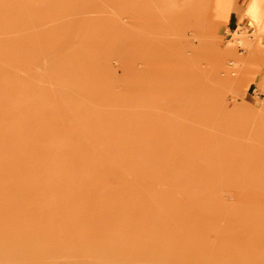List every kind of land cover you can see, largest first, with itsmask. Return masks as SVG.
<instances>
[{"label":"rangeland","instance_id":"1","mask_svg":"<svg viewBox=\"0 0 264 264\" xmlns=\"http://www.w3.org/2000/svg\"><path fill=\"white\" fill-rule=\"evenodd\" d=\"M195 7L0 0V264H264L262 36Z\"/></svg>","mask_w":264,"mask_h":264},{"label":"crops","instance_id":"2","mask_svg":"<svg viewBox=\"0 0 264 264\" xmlns=\"http://www.w3.org/2000/svg\"><path fill=\"white\" fill-rule=\"evenodd\" d=\"M249 2L250 0H196L194 11L198 13L197 17L200 15L203 17L202 12L205 10L206 19L213 33L228 38L229 34L239 27L250 29L248 23L244 22L243 14ZM241 19H243L242 23ZM254 45L259 49L260 54L256 62H250L245 66L238 79L246 87L242 90L264 100V37L255 41Z\"/></svg>","mask_w":264,"mask_h":264},{"label":"clouds","instance_id":"3","mask_svg":"<svg viewBox=\"0 0 264 264\" xmlns=\"http://www.w3.org/2000/svg\"><path fill=\"white\" fill-rule=\"evenodd\" d=\"M244 17L248 18V27L255 28L256 33L264 37V0H250L244 13ZM242 21L243 19L240 20L241 23ZM232 35L235 41V46L244 47V41L248 34L244 32H237ZM229 46L234 45L230 43ZM233 67H238V65L233 64ZM233 75H235V73H233Z\"/></svg>","mask_w":264,"mask_h":264},{"label":"bare ground","instance_id":"4","mask_svg":"<svg viewBox=\"0 0 264 264\" xmlns=\"http://www.w3.org/2000/svg\"><path fill=\"white\" fill-rule=\"evenodd\" d=\"M91 16H93V15H91ZM241 18H242V17H241ZM201 40H202V39H201ZM208 40H210V39H208ZM198 41H199V40H198ZM202 41L204 42V40H202ZM202 41H201V42H202ZM203 42H202V43H203ZM206 44H207V42H206ZM199 45H200V43H199ZM199 45H198V46H199ZM208 45H210V44H208ZM198 46H197V47H198ZM200 50H201V48H200ZM239 112H242V111H239ZM1 263H2V262H1ZM126 264H135V263H134L133 261H128ZM137 264H142V263H137Z\"/></svg>","mask_w":264,"mask_h":264}]
</instances>
